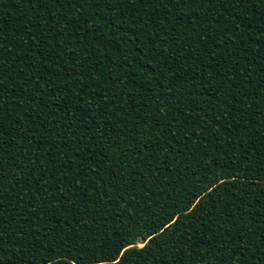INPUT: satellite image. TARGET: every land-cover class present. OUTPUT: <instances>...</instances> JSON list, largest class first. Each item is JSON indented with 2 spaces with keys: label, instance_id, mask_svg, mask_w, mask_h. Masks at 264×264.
Here are the masks:
<instances>
[{
  "label": "trees",
  "instance_id": "obj_1",
  "mask_svg": "<svg viewBox=\"0 0 264 264\" xmlns=\"http://www.w3.org/2000/svg\"><path fill=\"white\" fill-rule=\"evenodd\" d=\"M0 264H264V0H0Z\"/></svg>",
  "mask_w": 264,
  "mask_h": 264
},
{
  "label": "snow or ice",
  "instance_id": "obj_2",
  "mask_svg": "<svg viewBox=\"0 0 264 264\" xmlns=\"http://www.w3.org/2000/svg\"><path fill=\"white\" fill-rule=\"evenodd\" d=\"M173 222H175V221H173ZM141 239H143L142 237H141ZM121 247H123V245H121ZM139 247L140 248H143L144 247V244L143 243H141L140 245H139ZM126 250V249H125ZM117 255H123V252H120V251H118L117 252ZM105 256H106V258H108V259H112V260H114V258H110V257H107V253L105 254Z\"/></svg>",
  "mask_w": 264,
  "mask_h": 264
}]
</instances>
